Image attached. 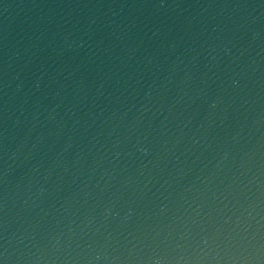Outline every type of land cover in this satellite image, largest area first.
<instances>
[{"label":"water","instance_id":"1","mask_svg":"<svg viewBox=\"0 0 264 264\" xmlns=\"http://www.w3.org/2000/svg\"><path fill=\"white\" fill-rule=\"evenodd\" d=\"M0 264H264V0H0Z\"/></svg>","mask_w":264,"mask_h":264}]
</instances>
